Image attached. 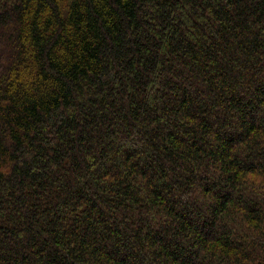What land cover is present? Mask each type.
<instances>
[{"label":"trees","instance_id":"16d2710c","mask_svg":"<svg viewBox=\"0 0 264 264\" xmlns=\"http://www.w3.org/2000/svg\"><path fill=\"white\" fill-rule=\"evenodd\" d=\"M264 0H0V264H264Z\"/></svg>","mask_w":264,"mask_h":264},{"label":"clouds","instance_id":"9594fccd","mask_svg":"<svg viewBox=\"0 0 264 264\" xmlns=\"http://www.w3.org/2000/svg\"><path fill=\"white\" fill-rule=\"evenodd\" d=\"M251 175L257 177L258 182L261 184H264V172L255 170V171H249Z\"/></svg>","mask_w":264,"mask_h":264}]
</instances>
